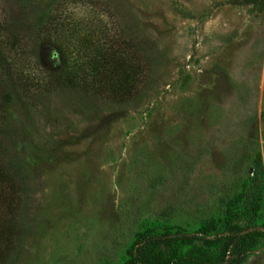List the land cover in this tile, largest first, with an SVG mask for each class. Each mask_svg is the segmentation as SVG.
<instances>
[{
	"label": "rangeland",
	"instance_id": "obj_1",
	"mask_svg": "<svg viewBox=\"0 0 264 264\" xmlns=\"http://www.w3.org/2000/svg\"><path fill=\"white\" fill-rule=\"evenodd\" d=\"M57 1L0 0V39L21 46L0 83L12 94L0 146L25 189L10 264H223L234 239L248 251L242 264H264V7L66 0L69 71L87 40L148 44L137 92L113 102L44 86L57 36L50 48L34 37ZM249 202L255 223L242 219ZM248 226L249 237L237 231ZM173 235L189 238L138 250Z\"/></svg>",
	"mask_w": 264,
	"mask_h": 264
},
{
	"label": "trees",
	"instance_id": "obj_2",
	"mask_svg": "<svg viewBox=\"0 0 264 264\" xmlns=\"http://www.w3.org/2000/svg\"><path fill=\"white\" fill-rule=\"evenodd\" d=\"M64 2H66V0L57 1L56 6L51 9L48 14V19L38 20V23L44 22V24L42 23L36 30L34 40L41 41V45H48V48H50L49 46H51V43L49 42L48 36L53 35V38L57 36V43L55 44L57 51H55V54L53 53L55 55L54 59L56 64L44 70L47 79L44 86H48V89H57V87L60 86L70 88L84 87L89 90L91 95L105 96L113 102L127 101V99H130L135 92H137V86L143 79L141 70L145 63V51L148 50L147 42L141 40L137 36H129V38L119 36L118 41L115 40L111 42L107 49H102L104 45L99 43L100 46L93 50L94 45L92 46L91 43L89 44L90 41L87 40L86 45L83 46L86 54L84 53L80 57L76 56L79 61L72 66V69L69 68V71L64 62V54L66 53L64 49L66 48L63 45V41L61 42V39H66L60 34L62 29L67 30L65 23L62 21L63 18L59 16V8L64 6ZM229 2L231 5L236 6L264 7V0H229ZM1 30L2 28L0 27V31ZM68 31L69 33L67 35L69 38H72V36L74 38L77 34V31L73 28H70ZM60 36L62 37L58 38ZM10 38L14 39L13 36H5L3 41L0 39V83L5 82L7 77L12 74V72H10L8 75V72L12 70V67H10L11 65L7 61L8 54L14 53L12 50H14L15 46L21 47L18 41H15V43L12 39L10 41ZM21 45L22 47L25 46L23 42ZM53 54L48 53L49 59H51ZM74 58L72 60H74ZM60 60L63 61L61 65L58 63ZM13 74L15 79L19 81V74L15 72ZM13 76L12 80L14 78ZM25 84L27 85L28 81ZM11 98L12 94L8 90H0L1 127H3L6 122L5 119L8 114L7 110ZM4 153L5 151L0 146V264H10L14 256L17 254L19 255L18 246H16L20 240L18 218L22 212L25 189L23 188L21 175L18 169L11 165L4 156ZM243 211L244 213L250 212L251 216V218L249 216L242 218L245 222L247 220L253 223L256 222L258 218L255 217V209L252 202L245 203ZM245 222L243 225H245ZM253 226L243 227L242 229L238 228L237 231L239 233H246L247 230H250L248 232L249 234L247 233L249 237L254 233L253 229L251 230ZM224 230L227 231L226 226ZM244 237L245 236H243V238ZM176 238L182 240L189 238V236L173 235L172 237H149L145 239L138 250H142L144 244L155 246L160 244L165 245ZM234 240L233 242L228 241L224 245L221 254L222 260L220 261L223 264H242L244 262L243 255L247 254L248 251L244 250L246 248L245 246L239 245V241L236 243ZM240 241H242V238ZM239 246L243 247L242 251L239 249ZM138 257L139 254H137V258ZM131 264H139L138 259H134Z\"/></svg>",
	"mask_w": 264,
	"mask_h": 264
}]
</instances>
